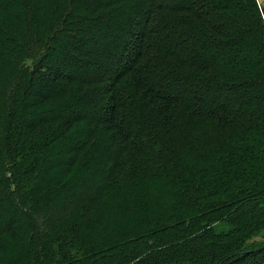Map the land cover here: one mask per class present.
<instances>
[{
	"label": "trees",
	"instance_id": "obj_1",
	"mask_svg": "<svg viewBox=\"0 0 264 264\" xmlns=\"http://www.w3.org/2000/svg\"><path fill=\"white\" fill-rule=\"evenodd\" d=\"M0 217V264H264V0H0Z\"/></svg>",
	"mask_w": 264,
	"mask_h": 264
},
{
	"label": "rangeland",
	"instance_id": "obj_2",
	"mask_svg": "<svg viewBox=\"0 0 264 264\" xmlns=\"http://www.w3.org/2000/svg\"><path fill=\"white\" fill-rule=\"evenodd\" d=\"M66 69V68H65ZM67 70V69H66ZM92 72H96V74H98V73H100V74H102L104 71H102V69H97V70H95V69H92ZM175 91V90H174ZM173 91V92H174ZM174 95H178V93L175 91L174 92ZM93 182H95L96 183V181L94 180ZM95 185V184H94ZM3 223V219L0 217V225Z\"/></svg>",
	"mask_w": 264,
	"mask_h": 264
}]
</instances>
